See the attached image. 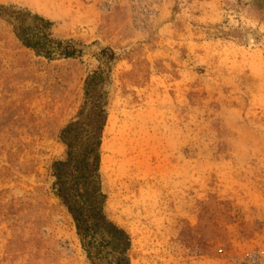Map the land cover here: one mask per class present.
I'll use <instances>...</instances> for the list:
<instances>
[{
  "label": "rangeland",
  "instance_id": "obj_1",
  "mask_svg": "<svg viewBox=\"0 0 264 264\" xmlns=\"http://www.w3.org/2000/svg\"><path fill=\"white\" fill-rule=\"evenodd\" d=\"M93 71L104 211L128 263L264 264V0H0V264L123 262L50 188Z\"/></svg>",
  "mask_w": 264,
  "mask_h": 264
},
{
  "label": "trees",
  "instance_id": "obj_2",
  "mask_svg": "<svg viewBox=\"0 0 264 264\" xmlns=\"http://www.w3.org/2000/svg\"><path fill=\"white\" fill-rule=\"evenodd\" d=\"M22 45L37 53L48 52L51 42L38 31L27 35L23 25H16ZM62 53L72 57L74 49L66 47ZM103 77L93 71L84 82L83 102L75 118L59 131L64 146V156L49 167L51 190L59 204L70 216L76 233L84 238L105 231L120 245L122 264H129L124 255L129 246L127 233L111 222L104 211L106 194L102 188L101 146L107 121L106 95Z\"/></svg>",
  "mask_w": 264,
  "mask_h": 264
}]
</instances>
